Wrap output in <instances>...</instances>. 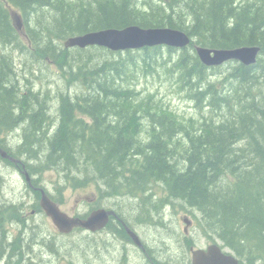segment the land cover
<instances>
[{
    "label": "trees",
    "instance_id": "1",
    "mask_svg": "<svg viewBox=\"0 0 264 264\" xmlns=\"http://www.w3.org/2000/svg\"><path fill=\"white\" fill-rule=\"evenodd\" d=\"M12 9L26 24L21 32ZM129 26L180 30L192 43L182 51L159 46L127 53L58 46L69 37ZM0 43L55 63L81 89L71 96L60 93V114L53 122L49 96L23 87L12 57L0 52V135L24 131L21 146L11 148L3 139L0 146L26 158L32 174L56 168L81 188L95 171L93 181L101 182L106 196H140L142 224L161 217L166 204L159 209L156 197L145 200V194L166 184L167 202L178 199L190 207L204 236L220 241L240 264H264V0H0ZM195 46L261 51L252 66L205 67ZM105 51L112 57H101ZM160 67L177 74L179 89L202 110L200 119H183L156 105L152 95L120 82L121 74L128 83L135 72L153 74ZM144 125L152 128L148 137ZM51 127L54 137L48 135ZM74 170L80 176H72ZM4 245L3 252L14 243ZM14 260L11 256L7 264ZM19 263L27 261L21 257Z\"/></svg>",
    "mask_w": 264,
    "mask_h": 264
},
{
    "label": "rangeland",
    "instance_id": "2",
    "mask_svg": "<svg viewBox=\"0 0 264 264\" xmlns=\"http://www.w3.org/2000/svg\"><path fill=\"white\" fill-rule=\"evenodd\" d=\"M23 28L26 29L24 23ZM58 46L64 48V41L59 42ZM12 47L6 45L5 48V45L0 43V52L13 56L19 82L23 81V85H27L35 93L41 92L49 96V107L53 111L51 117L55 122L59 117L57 101L60 100L58 97L60 93L64 91L68 94H76L81 91L80 86L69 83L55 63L40 62L15 46ZM102 55L101 57L107 58L112 57L113 54L109 55V52L105 51ZM167 69L160 67L153 74L135 72V76L128 83L126 81L129 77L121 74L120 82L136 88L141 95H152L156 105L175 111L183 119H200L202 110L196 108L187 94L179 89L177 74H171ZM151 129L149 126H143L145 137ZM23 133L21 129L13 132L11 137L10 134L2 133L0 140L8 139V143L5 144L16 148L21 143ZM45 154L42 155L43 158ZM22 159L26 161V158ZM12 165L9 166L0 158V240L2 241L0 254L6 257L3 259L4 264L12 256L8 253L9 247L4 252L1 250L4 242L14 243L13 249L10 250L15 256L18 254L15 262L22 257L27 264H191L189 242L195 249H206L209 244L214 243L212 239L204 236L202 230L195 224L193 210L190 207L179 201L174 202L175 204H171V201L167 202V191L163 186L154 187L156 199L160 203L159 209L166 203L162 208L163 218L155 217L152 222H146L141 226L142 223L136 219L140 210L139 205L142 203L141 198L135 200L132 196H106L101 182L93 181L95 179L93 172L90 173L92 182L78 188L76 182L71 181L66 174L57 171L56 168L44 170L36 175L28 169L30 176L39 187L45 189L61 210L70 216L88 215L89 203L93 198L97 199L98 207L119 210L133 225L134 230L136 229L135 232L149 252L147 256L143 255L141 249L131 240L115 238L112 230L101 234L76 230L69 235H62L40 208V197L37 192L27 184L25 176L18 168ZM75 175L80 176L74 170L72 176ZM145 195V200H148V194ZM160 200L165 202L161 203ZM153 204L158 205L156 200ZM11 207L14 209L11 210ZM186 216L193 220L190 229L188 227V234L184 232Z\"/></svg>",
    "mask_w": 264,
    "mask_h": 264
},
{
    "label": "water",
    "instance_id": "3",
    "mask_svg": "<svg viewBox=\"0 0 264 264\" xmlns=\"http://www.w3.org/2000/svg\"><path fill=\"white\" fill-rule=\"evenodd\" d=\"M12 15L15 27L18 31H21L23 22L20 14L13 11ZM191 42L192 39L183 31L170 28L144 29L140 26H129L124 29H106L74 36L69 38L64 46L67 49L102 47L113 52H125L157 46L184 49ZM196 52L201 63L207 67L221 66L229 61H238L246 66H251L257 62L260 48L240 47L216 50L198 46L196 47ZM0 155L3 158L9 157L8 153L3 149H0ZM26 178L28 182L31 181L28 173H26ZM40 205L61 234H70L77 227L96 232L108 225L111 216H117L114 211L100 209L86 219L72 217L63 212L44 190H42ZM184 222L186 224L185 231L188 232L191 221L189 218H185ZM126 229L134 243L138 247H143L140 237L130 228ZM191 252L192 264H240L234 255L224 252L220 244L209 245L206 249L192 248Z\"/></svg>",
    "mask_w": 264,
    "mask_h": 264
},
{
    "label": "bare ground",
    "instance_id": "4",
    "mask_svg": "<svg viewBox=\"0 0 264 264\" xmlns=\"http://www.w3.org/2000/svg\"><path fill=\"white\" fill-rule=\"evenodd\" d=\"M153 2H154V1H153ZM155 2H156V1H155ZM155 2H154V3H155ZM34 33H35V32H34ZM73 37H74V36H73ZM4 38H5V37H4ZM13 38H14V37H13ZM69 38H71V37H69ZM69 38H68V39H69ZM68 39H66V40L64 41V45H65V42H66ZM31 40H33V39H31ZM35 41H36V40H35ZM5 42H6V41H5ZM3 46H4V45H3ZM12 46H13L12 48H14V45H12ZM19 46H20V45H19ZM10 47H11V46H10ZM21 47H22V46H21ZM41 47H42V46H41ZM242 47H244V46H242ZM5 48H6V45H5ZM8 48H9V47H8ZM16 48H17V47H16ZM59 48H61V47H59ZM64 48H65V47H64ZM66 49H67V48H66ZM4 50H5V49H4ZM16 50H17V49H16ZM57 51H58V50H57ZM94 51H95V50H94ZM22 52H23V51H22ZM24 52H25V51H24ZM24 52H23V53H24ZM23 53H22V54H23ZM25 53H26V52H25ZM58 53H59V52H58ZM97 53H99V52H97ZM126 53H127V52H126ZM2 54H3V53H2ZM4 54H5V53H4ZM4 54H3V55H4ZM27 54H28V53H27ZM27 54H26V55H27ZM5 55H6V54H5ZM93 55H94V54H93ZM6 56H7V55H6ZM29 56H30V55H29ZM8 57H9V56H8ZM10 57H11V55H10ZM12 57H13V56H12ZM7 59H8V58H7ZM9 59H10V58H9ZM9 59H8V60H9ZM36 60H38V59H36ZM90 60H91V59H90ZM98 60H99V59H98ZM10 61H11V60H10ZM10 61H9V62H10ZM40 61H41V60H40ZM43 61L45 62V60H43ZM11 62H12V61H11ZM37 62H38V61H37ZM200 62H201V61H200ZM12 63H13V62H12ZM70 63H71V62H70ZM98 63H99V62H98ZM232 63H234V62H232ZM46 65H47V64H46ZM72 65H73V64H72ZM225 65H226V64H225ZM10 66H11V65H10ZM223 66H224V65H223ZM12 67H13V65H12ZM205 67H206V66H205ZM62 74H63V73H62ZM253 77H254V76H253ZM62 79H63V78H62ZM18 80H19V79H18ZM25 81H26V80H25ZM22 82H23V81H22ZM26 82H27V81H26ZM29 82H30V81H29ZM21 86H22V85H21ZM29 86H30V85H29ZM9 87H10V86H9ZM23 87H24V85H23ZM27 88H28V87H27ZM23 90H25V89H23ZM27 90H28V89H27ZM30 90H31V89H30ZM40 91H41V90H40ZM75 91H77V90H75ZM63 92H64V91H63ZM80 92H81V91H80ZM31 93H33V92H31ZM38 93H40V92H38ZM64 93H65V92H64ZM40 94H41V93H40ZM42 94H43V98L46 97V95H44V93H42ZM42 94H41V95H42ZM61 94H62V92H61ZM67 94H68V93H67ZM31 95H32V94H31ZM34 95H35V94H34ZM38 95H39V94H38ZM74 95H76V94H74ZM189 95H191V94H189ZM17 96H18V95H17ZM60 96H61V95H60ZM60 96H58V97H60ZM70 96H71V93H70ZM15 97H16V96H15ZM16 98H17V97H16ZM22 98H23V97H22ZM192 98H193V97H192ZM59 99H60V98H59ZM39 100H41V98H40ZM45 100H46V99H45ZM41 101H42V100H41ZM41 101H39V102H41ZM42 102H43V101H42ZM46 103H47V102H46ZM16 104H17V103H16ZM58 104H60V103H58ZM48 105H49V104H48ZM203 105L205 106V104H203ZM14 106H15V105H14ZM46 107H47V106H46ZM201 107H202V106H201ZM205 107H206V106H205ZM205 107H204V108H205ZM202 108H203V107H202ZM17 109H18V108H17ZM45 109H46V108H45ZM49 110H50V109H49ZM59 110H60V109H59ZM50 111H51V112H50ZM50 111H49V115L52 116V115H51L52 112H53L52 109H51ZM207 111H208V110H207ZM47 112H48V111H47ZM59 114H60V113H59ZM212 114H213V116H215V115H214V112H213ZM212 114H211V115H212ZM57 115H58V114H57ZM52 117H53V116H52ZM50 118H51V117H50ZM57 118H58V117H57ZM51 119H52V118H51ZM47 120H48V119H47ZM47 120H46V121H47ZM49 121H50V120H49ZM51 121H52V120H51ZM55 122H56V121H55ZM83 122H84V121H83ZM141 123H142V122H141ZM175 123H176V122H175ZM47 124H48V123H47ZM51 124H52V123H51ZM87 124H88V123H87ZM41 125H42V124H41ZM44 125H45V124H44ZM52 125H53V124H52ZM56 125H57V124H56ZM46 126H47V125H46ZM50 126H51V125H50ZM174 126H175V125H174ZM180 126H182V125H180ZM44 127H45V126H44ZM48 127H49V126H48ZM72 128H73V127H72ZM8 129H10V128H8ZM20 129H21V128H20ZM20 129H18V130H20ZM48 129H49V128H48ZM13 130H14V129H13ZM21 130H22V129H21ZM144 130H145V129H144ZM151 130H152V129H151ZM54 131H57V130H56V127H51V128L49 129V134H48V135H49V136H50V135H53ZM147 132H148V131H147ZM10 134H12V132H11ZM20 134H21V133H20ZM23 134H24V133H23ZM23 134H22V135H23ZM149 134H150V131H149ZM151 134H152V133H151ZM17 135H18V134H17ZM7 136H8V135H7ZM7 136H6V137H7ZM11 136H13V135H10V137H11ZM71 136H72V135H71ZM6 137H5V138H6ZM10 137H9V138H10ZM53 137H54V135H53ZM147 137H148V136H147ZM79 138H80V137H79ZM131 138H132V137H131ZM144 140H145V139H144ZM7 141H8V139H7L6 141H4L3 143H5V142H7ZM49 141H51V140H49ZM49 141H48V142H49ZM76 141H77V140H76ZM148 141H149V140H148ZM20 142H21V141H20ZM48 142H47V143H48ZM78 142H79V141H78ZM7 143H8V142H7ZM75 143H76V142H75ZM2 145H5V144H2ZM19 145L21 146V143H20ZM43 145H44V144H43ZM8 146H9V145H8ZM8 146H7V147H8ZM0 147H1V146H0ZM3 147H6V146H3ZM13 147H15V146H13ZM49 147H50V146H49ZM11 148H12V147H11ZM43 148H44V147H43ZM13 149H14V148H13ZM13 149H12V151H13ZM44 150H45V149H44ZM7 151H11V150H7ZM42 151H43V150H42ZM44 152H45V151H44ZM42 153H43V152H42ZM39 154H40V153H39ZM41 155H42V154H41ZM18 157L20 158V156H18ZM39 158H41V157H39ZM42 158H43V157H42ZM42 158H41V159H42ZM47 158H48V157H47ZM49 158H50V156H49ZM27 159H28V158H27ZM41 159H40V161H41ZM43 160H44V159H43ZM43 160H42V161H43ZM47 160H48V159H47ZM51 160H52V159H51ZM68 160H69V159H68ZM56 161H58V159H57ZM64 161H65V160H64ZM26 162H27V160H26ZM31 162H33V161H31ZM38 162H39V161H38ZM43 162H44V161H43ZM45 162H46V161H45ZM54 162H55V161H53V163H54ZM59 162H60V161H59ZM66 162H68V161H66ZM48 163H49V162H48ZM64 163H65V162H64ZM27 164H28V163H27ZM33 164H35V163H33ZM43 164H44V163H43ZM56 164H58V163H56ZM60 164H61V163H60ZM30 165H31V164H30ZM45 165H46V164H45ZM47 165H48V164H47ZM49 165H50V164H49ZM49 165H48V166H49ZM53 165H54V164H53ZM9 166H10V165H9ZM12 166H13V165H12ZM48 166H47V167H48ZM60 166H61V165H60ZM28 167H29V166H28ZM32 167H33V166H32ZM34 167H35V166H34ZM45 167H46V166H45ZM50 167H51V166H50ZM61 167H62V166H61ZM15 168H16V167H15ZM35 168H36V167H35ZM40 168H41V167H40ZM84 168H85V167H84ZM88 168H89V167H88ZM130 168H131V167H130ZM33 169H34V168H33ZM59 169H60V168H59ZM63 169H64V168H63ZM80 169H81V167H80ZM90 169H91V167H90ZM38 170H39V169H38ZM38 170H37V171H38ZM40 170H41V169H40ZM88 170H89V169H88ZM126 170H127V169H126ZM35 171H36V170H35ZM37 171H36V173H37ZM75 171H76V170H75ZM84 171H85V169H84ZM86 171H87V170H86ZM86 171H85V172H86ZM124 171H125V170H124ZM30 172H31V170H30ZM65 172H66V171H65ZM92 172H93V171H92ZM94 172H95V171H94ZM94 172H93V173H94ZM32 173H33V171H32ZM36 173H35V175H36ZM75 173H76V172H75ZM83 173H84V172H83ZM87 174H88V173H87ZM88 175H89V174H88ZM96 175H98V174L96 173ZM84 177H87V176H84ZM88 177H89V176H88ZM90 177H91V176H90ZM121 177H122V176H121ZM93 178H95V177H93ZM97 178H98V177H97ZM97 178H96V179H97ZM99 179H100V178H99ZM99 179H98V180H99ZM81 180H82V179H81ZM98 180H97V181H98ZM102 181H103V180H102ZM84 182H85V180H84ZM108 182H109V181H108ZM121 182H122V181H121ZM159 182H160V181H159ZM85 183H86V182H85ZM163 183H164V182H163ZM103 184H104V183H103ZM119 184H120V183H119ZM151 184H152V183H151ZM0 185H1V183H0ZM34 185H37V184L35 183ZM117 185H118V184H117ZM120 185H122V184H120ZM149 185H150V184H149ZM158 185H159V184H158ZM165 185H166V184H165ZM165 185H162V186L164 187ZM160 186H161V185H160ZM105 187H106V186H105ZM115 187H116V185H115ZM119 187H121V186H119ZM122 187H123V186H122ZM147 187H148V186H147ZM154 187H156V186H154ZM116 188H117V187H116ZM152 188H153V187H152ZM29 189H30V188H29ZM108 189H109V188H108ZM108 189H107V190H108ZM133 189H134V188H133ZM165 189H166V187H165ZM112 190H113V189H112ZM112 190H111V193H112ZM145 190H146V189H145ZM153 190H154V189H153ZM167 190H168V189H167ZM31 191H32V189H31ZM108 191H110V190H108ZM148 191H149V190H148ZM150 191H151V190H150ZM120 194H121V193H119L118 196H120ZM150 194H151V193H150ZM111 195H112V194H111ZM114 195H115V194H113L112 196H114ZM126 195H127V194H126ZM148 195H149V194H148ZM112 196H111V197H112ZM154 196H155V195H154ZM132 197H133V196H132ZM132 197H131V198H132ZM142 197H143V196H142ZM151 197H152V196H151ZM128 198H129V197H128ZM145 198H146V197H145ZM149 198H150V197H149ZM169 198H170V197H169ZM139 199H140V198H139ZM132 200H133V199H132ZM140 200H141V199H140ZM152 200H153V199H152ZM173 200H174V199H173ZM133 201H134V200H133ZM134 202H135V201H134ZM136 202H138V201H136ZM153 202H154V201H153ZM177 202H178V199H177ZM182 202H183V201H182ZM143 203H144V202H143ZM150 203H151V201H150ZM179 203H180V202H179ZM151 204H152V203H151ZM159 204H160V203H159ZM159 204H158V205H159ZM174 204H175V203H174ZM181 204H182V203H181ZM153 205H154V204H153ZM155 205H156V204H155ZM187 205H188V204H187ZM137 206H138V205H137ZM148 206H149V205H148ZM149 207H151V205H150ZM152 207H153V206H152ZM155 207H156V206H155ZM157 207H159V206H157ZM141 208H142V207H141ZM141 208H140V209H141ZM13 209H14V208H13ZM146 209H147V208H146ZM115 210H116V209H115ZM141 210H142V209H141ZM143 210H144V209H143ZM148 210H149V209H148ZM148 210H147V211H148ZM163 210H164V209H163ZM139 211H140V210H139ZM161 211H162V210H161ZM191 211H192V210H191ZM126 213H127V212H126ZM131 213H132V212H131ZM133 213H134V211H133ZM121 214H122V213H121ZM134 214H135V213H134ZM136 214H137V213H136ZM150 214H151V213H150ZM161 214H162V213H161ZM144 215H145V214H144ZM159 215H160V214H159ZM135 216H136V215H135ZM161 216H162V215H161ZM141 217H142V216H141ZM114 218H115V217H114ZM120 218H121V217H120ZM142 218H143V217H142ZM159 218H160V217H159ZM161 218H163V217H161ZM117 219H118V218H117ZM136 219H137V218H136ZM115 220H116V219H115ZM138 220H139V219H138ZM113 221H114V220H113ZM124 221H125V220H124ZM132 221H133V220H132ZM127 222H128V221H127ZM135 222H136V221H135ZM159 222H162V221H159ZM118 223H119V221H118ZM118 223H117V224H118ZM123 223H124V222H123ZM125 223H126V222H125ZM129 223H130V222H129ZM136 223H137V222H136ZM154 223H155V222H154ZM112 224H113V223H112ZM126 224H127V223H126ZM113 225H114V224H113ZM127 225H128V224H127ZM145 225H146V224H145ZM110 226H111V225H110ZM120 226H121V225H120ZM120 226H119V227H120ZM129 226H130V224H129ZM132 226H133V225H132ZM141 226H143V224H142ZM151 226H152V224H151ZM123 227H124V226H123ZM152 227H153V226H152ZM115 228H116V227H115ZM132 228H133V227H132ZM112 229H113V227L111 228V230H112ZM106 230H107V229H106ZM135 230H136V229H135ZM123 232H124V231H123ZM104 233H106V231H105ZM109 233H110V232H109ZM116 233H117V232H116ZM112 234H113V233H112ZM125 234H126V233H125ZM125 234H123V235H125ZM119 235H121V234H119ZM109 236H111V235L109 234ZM125 236H127V235H125ZM125 236H124V237H125ZM114 237H115V236H114ZM127 237H128V236H127ZM125 238H126V237H125ZM120 239H121V237H120ZM122 239H123V238H122ZM125 240H126V239H125ZM127 240H128V238H127ZM8 242H9V241H8ZM126 242H127V241H126ZM5 244H6V243H5ZM4 246H5V245H4ZM5 247H6V246H5ZM5 249H6V248H5ZM8 253H10V254L12 255V257H13V251H11L10 249H8ZM152 254H153V253H152ZM152 254H151V255H152ZM152 257H153V256H152ZM152 257H151V258H152ZM4 258H6V257H4V256L0 257V264H4V260H3ZM15 258H17V257L14 256V259H15ZM12 259H13V258H12ZM147 260H149V259H147ZM25 261H26V260H25ZM25 261H24V262H25ZM149 261H150V260H149ZM5 262H6V261H5ZM145 262H147V261H145ZM155 263H156V261H155ZM6 264H7V262H6ZM14 264H15V262H14ZM152 264H153V263H152Z\"/></svg>",
    "mask_w": 264,
    "mask_h": 264
},
{
    "label": "flooded vegetation",
    "instance_id": "5",
    "mask_svg": "<svg viewBox=\"0 0 264 264\" xmlns=\"http://www.w3.org/2000/svg\"><path fill=\"white\" fill-rule=\"evenodd\" d=\"M16 167L18 168V170H19V172L20 173H22L23 175H24V172H23V170L25 169L24 167H23V165L21 164V162H19V163H16ZM21 167V168H20ZM26 170V169H25ZM33 187V186H32ZM35 190H37V188H34ZM154 188H152L151 187V189H149V191H147V193L146 194H149L148 196L150 197V195H155L156 196V193L154 192V190H153ZM151 190V191H150ZM151 193V194H150ZM140 198V196H138V199ZM138 199H135V200H138ZM149 199V198H148ZM150 200H151V198H150ZM96 202H97V199L96 198H93L91 201H90V203H89V215H91V214H93L95 211H97V210H99V209H107V210H114L115 212H118V215H117V217H111L112 219L109 221V224L110 223H113L114 225V227H117L118 228V231H115V230H113V236H115V238H118V237H121L119 234L121 233V234H123V231H124V233H125V226H124V224H123V222H125L124 220V218L122 217L123 215L119 212V210H117L116 208H101V207H98L97 205H96ZM116 209V210H115ZM88 215V216H89ZM121 217V218H120ZM118 218V219H117ZM113 219H114V221H113ZM116 219V220H115ZM118 221H119V223H118ZM118 223V224H117ZM108 224V225H109ZM128 224V226H129V224H130V227L132 228V224L131 223H127ZM121 225V226H120ZM120 226V227H119ZM124 226V227H123ZM108 227V226H107ZM111 229H104V230H102V231H98V232H95V233H92V234H101V233H103V232H108V231H110ZM134 230V229H133ZM117 232V233H116ZM121 238H123V237H121ZM124 239V238H123ZM139 248V247H138ZM139 249H141V253L143 254V255H148V248L144 245V247L143 248H139Z\"/></svg>",
    "mask_w": 264,
    "mask_h": 264
}]
</instances>
